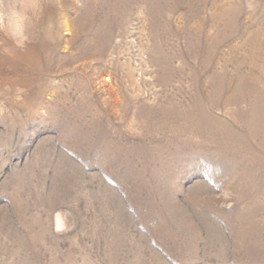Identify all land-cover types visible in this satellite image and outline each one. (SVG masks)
<instances>
[{"label": "rangeland", "instance_id": "obj_1", "mask_svg": "<svg viewBox=\"0 0 264 264\" xmlns=\"http://www.w3.org/2000/svg\"><path fill=\"white\" fill-rule=\"evenodd\" d=\"M0 264H264V0H0Z\"/></svg>", "mask_w": 264, "mask_h": 264}, {"label": "bare ground", "instance_id": "obj_2", "mask_svg": "<svg viewBox=\"0 0 264 264\" xmlns=\"http://www.w3.org/2000/svg\"><path fill=\"white\" fill-rule=\"evenodd\" d=\"M199 110V109H198ZM173 130V129H172Z\"/></svg>", "mask_w": 264, "mask_h": 264}]
</instances>
